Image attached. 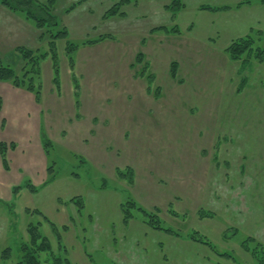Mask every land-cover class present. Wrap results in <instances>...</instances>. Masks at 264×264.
<instances>
[{"label": "rangeland", "instance_id": "rangeland-1", "mask_svg": "<svg viewBox=\"0 0 264 264\" xmlns=\"http://www.w3.org/2000/svg\"><path fill=\"white\" fill-rule=\"evenodd\" d=\"M79 1L56 0L69 31L56 59L49 33L33 39L0 5V64L22 76L18 47L49 54L31 82L0 80V255L11 248L0 264H18L31 225L71 264H236L194 231L257 264L243 244L264 247V62L228 46L247 30L264 48V9L180 0L174 13L173 0H130L105 17L120 0Z\"/></svg>", "mask_w": 264, "mask_h": 264}, {"label": "trees", "instance_id": "trees-1", "mask_svg": "<svg viewBox=\"0 0 264 264\" xmlns=\"http://www.w3.org/2000/svg\"><path fill=\"white\" fill-rule=\"evenodd\" d=\"M86 0H80L79 3L84 2ZM264 3V0H261ZM247 2H251V0H248ZM0 3L10 9L11 11L18 12L23 14L27 19H29L38 29L42 30L41 37H44V32H47L50 34V53L53 54V58L56 59V40L58 38H69V31L61 26L60 21L58 20L57 16L54 14V6L56 3V0H47L45 2H41L39 0H0ZM126 3H130V0H120L117 3H114V5L108 9L105 13V17H109L116 14H121L124 12H120V9L123 5ZM183 4L180 0H173L170 5L167 7L171 10H173L174 13L179 11ZM76 7V4H73L70 6V8L67 11H70ZM206 8V7H203ZM207 9V8H206ZM56 26V27H55ZM58 30L56 32H53L54 29ZM176 31H178L175 28ZM106 38V36H101V39ZM68 46L67 49L70 52L73 51L75 48H77V45H74L73 43L67 42ZM255 46V38L252 36L247 35L246 37L239 38L235 41H233L229 47L228 51L230 52L233 59H243L244 61L249 60L251 58V55L259 61L264 62V48L260 47H254ZM17 51L21 54V59L26 62L24 67V72L22 73V76H19L16 74L15 69L11 65L4 66L0 64V80L2 81H9L13 83V85L20 87L21 85H24L26 83V80H29L30 82L34 79L35 75L39 72V61L42 57H46L49 55L48 53L39 55L37 52L30 50L25 47H18ZM142 53H140L137 57V60H142ZM178 66L176 65V62L172 64V75L176 77ZM57 81V78H55ZM29 89H33L32 85L30 84ZM159 91V90H158ZM2 98L0 96V110L2 108ZM50 142L46 141V145H49ZM10 146H14L13 143H11ZM8 151V144L1 142L0 143V152L2 155V159L4 161V165L8 167L7 159H6V152ZM121 175L125 176L126 174L123 172H120ZM134 172L131 168L128 169L127 175L130 176V182H133ZM80 203V201H79ZM131 203V205L135 206V202H128ZM126 206V205H125ZM128 207V205H127ZM132 207V206H131ZM125 212V219L128 220L131 217V210L130 208L124 207ZM139 209L144 213L145 222H147L150 226H152L154 229L164 230L168 233H171L173 235H179L178 232L171 228H165L161 224V220L158 218L159 216L157 214H153V212H148L143 207H139ZM203 215H210L212 214L206 213ZM52 224V223H51ZM53 228L55 229L56 226L54 224ZM30 239L27 241H23L21 244V251H22V257L18 264H43L45 261L46 264H71L70 260H68L67 257L56 253L52 246L49 239H47L45 236H43L37 226H30L28 228ZM191 240L195 242L202 243L204 245H207L212 249L214 253H216L219 256H227L234 259L236 264H241L238 262V260L233 257L232 254L227 252H221L219 249L216 248V246L208 240L206 237H203L199 235L197 231H194L192 234L188 236ZM59 237V244L60 247H62L61 241ZM254 241V238H248L244 241L243 247L246 251L250 252L252 256L257 260V264H264V247H258L259 242L256 241V245L253 247L250 246L249 241ZM251 243V242H250ZM263 248V249H262ZM42 253H46L49 255L47 256V259L42 260L41 256ZM11 256V248L7 247L2 251V254L0 257L4 260L9 259ZM6 264V263H5Z\"/></svg>", "mask_w": 264, "mask_h": 264}, {"label": "crops", "instance_id": "crops-1", "mask_svg": "<svg viewBox=\"0 0 264 264\" xmlns=\"http://www.w3.org/2000/svg\"><path fill=\"white\" fill-rule=\"evenodd\" d=\"M251 6L249 7V9H255V10H259V9H264V3L261 4L258 0H253V2H251ZM1 7L5 8L4 5H2L0 3ZM257 5V6H255ZM228 6V5H227ZM243 7V6H242ZM7 11H4L6 12L5 14H7L8 18L10 17L13 21L15 20V22L17 21V23L19 24V26H21V29H24L26 32H28V34H30L32 36V38H39L41 37L42 35V30L38 29L29 19H27L23 14L20 15V13L18 12H14V11H11L10 9H8L6 7ZM229 10H232V7L229 9ZM228 11V10H227ZM230 13V12H229ZM227 13V14H229ZM24 16V17H23ZM25 19V20H24ZM20 20L24 23V24H21L20 23ZM257 27H253L252 30H255ZM260 30V29H258ZM261 31V30H260ZM263 32V31H262ZM261 32V33H262ZM249 34V31L247 30H244L242 31L241 33H239L238 35H235V37H233L231 40V43L239 38H242V37H245ZM264 34V33H263ZM230 43V44H231ZM30 44V43H29ZM229 44V45H230ZM24 47L30 49V50H33L35 51L37 48H35V46H33L32 44H30L29 46L28 45H25ZM229 47V46H228ZM36 52V51H35ZM17 90V89H16ZM198 243V242H197ZM202 244V243H201ZM204 245V244H203Z\"/></svg>", "mask_w": 264, "mask_h": 264}]
</instances>
